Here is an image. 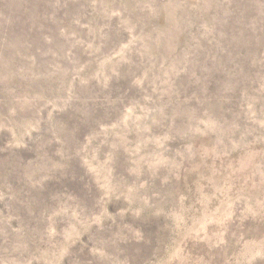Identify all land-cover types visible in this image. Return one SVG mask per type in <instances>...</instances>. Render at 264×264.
Segmentation results:
<instances>
[{
  "label": "rangeland",
  "instance_id": "obj_1",
  "mask_svg": "<svg viewBox=\"0 0 264 264\" xmlns=\"http://www.w3.org/2000/svg\"><path fill=\"white\" fill-rule=\"evenodd\" d=\"M0 264H264V0H0Z\"/></svg>",
  "mask_w": 264,
  "mask_h": 264
}]
</instances>
